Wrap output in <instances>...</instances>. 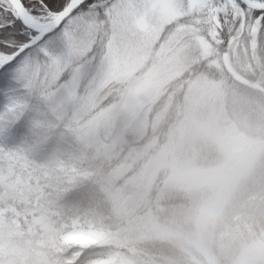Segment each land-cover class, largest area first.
Returning <instances> with one entry per match:
<instances>
[{"label":"rangeland","instance_id":"rangeland-1","mask_svg":"<svg viewBox=\"0 0 264 264\" xmlns=\"http://www.w3.org/2000/svg\"><path fill=\"white\" fill-rule=\"evenodd\" d=\"M226 8L225 0H114L100 9L74 14L59 32L4 73L8 88L11 82H17L27 92L22 102L10 101L17 109L13 114L21 127L50 133L52 120L65 121L63 128L53 130V153L58 151L57 139L65 135L83 148L84 157L86 151H92L93 157L112 156L127 133L138 139L148 131L151 135L139 149L127 152L108 176L110 185L104 192L112 212L127 223L106 235L64 226L48 216L50 211H41L42 205L31 220L23 221L22 227L14 226L19 220L4 219V208L25 207L28 195L35 192L26 188L21 194H6L15 189L13 183L27 178L32 181L39 171L17 151L0 149V264H63L62 257L70 264H133L118 252L88 253L86 249L121 247L150 239L177 245L198 264H264V80L260 78L254 85L236 77L230 70L234 56L212 44L217 13ZM233 12L236 16L237 11ZM247 18L238 19L240 36L248 35ZM202 61L215 76L198 74L192 80L200 77L211 81L236 101L229 105L227 114L236 120L245 146L225 172L212 214L200 221V227L195 210L201 194L171 191L167 194H182L190 200L187 209L175 211L173 216L184 229L161 223L173 235L140 238V220L152 214L151 205L157 204L155 199L144 198L134 183L154 151L149 147L157 138L154 130L168 120L172 107L183 101L187 83L171 82ZM154 63L172 79L154 102L158 105L162 99L157 110L152 109L154 103L140 108L137 101L143 97L137 98L134 89ZM64 73L68 77L62 79ZM167 87L171 88L168 93ZM35 89L42 92L37 99ZM173 93L172 106L165 112ZM100 105L104 108L99 109ZM161 113L163 120L156 126L155 118ZM2 115L4 108L0 109V120ZM169 127L170 123L167 130ZM102 132L106 142L101 139ZM216 160L215 152L203 153L198 163L209 166ZM66 245L74 248L61 252Z\"/></svg>","mask_w":264,"mask_h":264},{"label":"trees","instance_id":"trees-1","mask_svg":"<svg viewBox=\"0 0 264 264\" xmlns=\"http://www.w3.org/2000/svg\"><path fill=\"white\" fill-rule=\"evenodd\" d=\"M111 0H87L81 9H87L96 5L97 3H109ZM64 5L68 0H60ZM235 6H229L226 10L221 11L218 16V25L214 27V35L217 41L220 42L223 50L226 53L234 56L237 50V45L244 48L245 56L249 58L253 52L257 51L258 55L264 56V11L256 12L250 11L248 16V23L250 25L248 35L240 36L238 28L239 12L243 6L236 2ZM26 4L32 9H35L37 15L44 13L41 8L40 0H26ZM54 10H59V3H53ZM236 10V16L233 17V11ZM4 21L11 23L12 17L7 13L0 14V24ZM28 32L25 31L20 22H16L15 27L0 28V48L12 50L15 46L22 44L28 39ZM264 66V61L260 62ZM262 66V67H263ZM261 67V66H259ZM251 71L258 69V66H249ZM207 74L208 76H215L214 72H209L206 63H201L192 66L178 82L188 81L190 78L198 74ZM67 77V73L63 77ZM254 75L250 76L251 79ZM62 81V80H60ZM4 80H0V109L4 108V116L0 122V149L4 152L11 150L17 151L30 164H33L35 169L39 171L36 177L31 181L27 178L26 181H15V189L6 194H21L26 188H30L32 194L28 195V200L25 207L14 205L4 208V219L9 221L19 220L14 226L22 227L23 221H29L33 214L39 213L40 205L43 209L41 211H50L49 217L56 222L72 228L84 227L88 229L92 224L97 230L105 233L110 229L121 225L118 219L114 218L110 211L107 202V194L104 189L110 185L109 174L118 166L122 157L133 149H139L149 139L151 132L141 140L130 133L124 136L123 144L119 146L112 156L105 155L93 157L92 151H86L85 157L82 156L83 148L77 144L68 135L57 139V153H53V140L51 135L46 137L31 131L30 129L21 127L20 122L17 121L13 114L14 109L11 105V99L16 104L22 102L24 99V92L19 90L16 83L9 84L10 90H5L7 84ZM176 83H172L176 85ZM171 90L166 88V93ZM36 97L40 95L36 91ZM163 98V97H161ZM178 100H181L179 94L176 95ZM162 99L159 100L158 105L153 104L152 109L157 110ZM15 104V107H16ZM104 106H99V109ZM177 110H172L171 116L168 118L171 121L174 119V114ZM176 118V116H175ZM65 121L52 120L51 128H63ZM164 130L161 127L159 131L160 143H163L164 136L161 133ZM64 133V131H62ZM68 137V138H67ZM102 141H107V136L104 132L101 133ZM91 153V154H90ZM27 170V169H26ZM120 184V180L116 182L115 186ZM154 193V192H153ZM154 195V194H152ZM8 197V196H7ZM188 198L182 194H169L161 204L167 212L160 214L162 220L170 221L175 219L174 212L189 206ZM155 213L157 209H154ZM73 246H62L61 252L69 251ZM111 251L119 253L133 264H198L192 261L187 252L177 245L168 241H161L157 239L137 240L132 245L119 246H105L103 248H93L87 251ZM62 263L65 259L62 257Z\"/></svg>","mask_w":264,"mask_h":264},{"label":"clouds","instance_id":"clouds-1","mask_svg":"<svg viewBox=\"0 0 264 264\" xmlns=\"http://www.w3.org/2000/svg\"><path fill=\"white\" fill-rule=\"evenodd\" d=\"M125 74L131 75V72L126 71ZM171 79L154 63L144 74L143 82L134 89L137 98L143 97L137 101L139 107L159 99L163 94L161 89ZM184 83L188 87L183 101L176 104L181 118L169 127L163 143H160L159 137L153 139L149 147L154 151L142 166L134 187L142 191L144 198H151L155 192L158 207L162 206L161 201L168 192H199L202 200L195 211L197 227H200V221L212 214L220 182L232 160L243 150L245 141L237 129L236 120L228 117L229 105L236 101L226 91L200 77ZM174 95L170 94L165 112L172 106ZM162 120L163 113L158 114L155 125L158 126ZM211 152L217 154L214 164L203 166L198 163L203 153ZM139 229L140 238L173 235L158 217L150 213L141 218Z\"/></svg>","mask_w":264,"mask_h":264},{"label":"water","instance_id":"water-1","mask_svg":"<svg viewBox=\"0 0 264 264\" xmlns=\"http://www.w3.org/2000/svg\"><path fill=\"white\" fill-rule=\"evenodd\" d=\"M85 0H69L65 6L68 7L69 11H67L59 20L52 19L49 22L41 23L37 20L32 22L31 26L22 25L29 31L35 33V35H30L29 40L22 45L18 46V48L14 52H6L4 50H0V68L5 65L13 63L18 57H20L26 50L40 43L45 37L54 33L56 30L60 28V26L64 23V21L74 13ZM241 3L246 5L250 9L254 10H264V8L256 7L258 3L250 2L247 0H240ZM264 4V3H260Z\"/></svg>","mask_w":264,"mask_h":264},{"label":"snow or ice","instance_id":"snow-or-ice-1","mask_svg":"<svg viewBox=\"0 0 264 264\" xmlns=\"http://www.w3.org/2000/svg\"><path fill=\"white\" fill-rule=\"evenodd\" d=\"M53 3H59V10H54ZM41 8L44 9V16L49 19L59 20L61 17L69 11L68 7L65 6L60 0H40ZM256 7L264 8V4L255 5ZM7 13L12 17L10 24L5 25L6 27H15L16 22L19 21L25 26H31L38 17L35 9H32L26 4V0H0V14ZM264 21V17L260 18ZM10 64V61H9Z\"/></svg>","mask_w":264,"mask_h":264}]
</instances>
